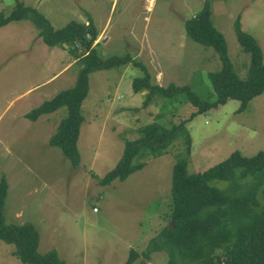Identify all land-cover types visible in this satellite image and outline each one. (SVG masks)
Segmentation results:
<instances>
[{
  "label": "rangeland",
  "instance_id": "1",
  "mask_svg": "<svg viewBox=\"0 0 264 264\" xmlns=\"http://www.w3.org/2000/svg\"><path fill=\"white\" fill-rule=\"evenodd\" d=\"M20 3L58 31L74 22L89 26L91 19L99 34L94 48L103 59L130 56L150 70L154 84L189 86L204 101L217 100L211 74L221 71L222 63L214 49L188 37L186 23L208 3L241 79H248L252 58L238 43V20L264 51V0H0V15H10ZM38 33L29 21L0 31V180L11 184L6 221L33 224L39 251L57 250L69 264H126L132 251L142 254L151 239L172 227L174 168L187 157L186 138H178L162 156L137 155L135 163L145 167L124 182L103 187L100 181L118 164L125 143L143 136L142 128L158 124L171 129L198 109L183 98L160 97L145 108L146 93L133 89L134 79L145 74L135 64L95 72L83 108V164L77 169L61 148L50 145L51 127L22 117L46 102L51 88L64 92L77 86L82 67L70 47L53 53L56 48L36 40ZM68 63L75 66L48 82ZM240 108V102L231 101L188 123L191 174L213 168L235 151L247 157L264 151V95L246 112L239 113ZM14 250L0 241V264H22ZM169 261L168 253L158 252L134 264Z\"/></svg>",
  "mask_w": 264,
  "mask_h": 264
},
{
  "label": "trees",
  "instance_id": "2",
  "mask_svg": "<svg viewBox=\"0 0 264 264\" xmlns=\"http://www.w3.org/2000/svg\"><path fill=\"white\" fill-rule=\"evenodd\" d=\"M24 21L35 26L44 44L51 48L68 46L81 61L77 86L44 102L25 117L35 123L41 117L67 110L68 116L51 138L50 145L61 148L75 168L82 163L79 141L85 124L83 108L90 94V78L95 72L135 64L145 74L133 81L135 94L146 93L145 108L160 97L172 102L183 98L198 109L189 121L173 125L171 129L158 124L142 128L143 136L125 143L118 164L100 181L103 187L114 181L124 182L145 167V163H135L137 155L162 156L174 141L186 138L187 157H181L174 168L172 227H166L151 239L142 254L132 251L126 264H134L140 256L150 260L158 252L168 253V264H264V151L254 157L235 151L203 173L191 174L188 161L193 151L188 123L231 101L240 102L239 113H244L254 100L264 95V51L252 35L242 30L240 20L235 23L237 40L242 51L252 58L247 80L241 79L234 70L225 37L213 22L211 4L208 3L198 17L186 23L188 37L214 49L221 59V71L211 74L216 101L202 100L189 86L164 88L154 84L150 70L134 62L130 56L103 59L94 48L99 34L91 19L89 26L74 22L58 31L37 10L20 3L10 15H0V30ZM143 150L149 152L143 154ZM215 182H225L228 186L220 189ZM9 189L8 180L3 178L0 186V241L15 247L13 256L22 264H69L57 250L39 251L40 235L33 224L7 223L5 210Z\"/></svg>",
  "mask_w": 264,
  "mask_h": 264
},
{
  "label": "crops",
  "instance_id": "3",
  "mask_svg": "<svg viewBox=\"0 0 264 264\" xmlns=\"http://www.w3.org/2000/svg\"><path fill=\"white\" fill-rule=\"evenodd\" d=\"M25 22V21H24ZM22 23V22H21ZM18 24V23H17ZM13 25V24H12ZM11 26V25H10ZM10 26H8V27H10ZM5 29V28H4ZM3 30V29H2ZM1 31V30H0ZM36 40H38L39 41V33H38V36L36 37ZM60 50H62V51H66L64 48L62 49L61 47H56V49H54V50H50L51 52H53V53H55L56 51H60ZM75 66V64H73V63H68L66 66H65V69L62 71V72H60L59 74H57V75H55L53 78H51L48 82H50V81H53V80H55L56 78H58V76L61 74V73H63L64 71H67V72H69L73 67ZM77 74V73H76ZM76 74H74V75H76ZM93 75V74H92ZM92 75H91V77H92ZM144 77V76H143ZM157 79H159V78H157ZM90 81H91V78H90ZM76 82V81H75ZM73 87H75V86H73ZM72 87V88H73ZM59 87H53V88H51L50 89V91H49V98L47 99V101H51V100H53V99H55L58 95H60L61 93H63L62 92V89H61V91H59V89H58ZM67 91H68V89H67ZM65 92V91H64ZM90 95V94H89ZM46 101V102H47ZM45 102V101H44ZM44 102H42L41 104H39L37 107H36V109L38 108V107H40ZM64 112V113H63ZM30 113V112H29ZM28 113H25V114H23L22 115V117H23V119H26L25 117H26V115H27ZM68 116V112H67V110L66 109H64V110H61V111H59L58 113H56V114H54V115H49V116H44V117H41L37 122H35V123H32L31 122V124H38L39 122L40 123H44L46 126H48V127H51V129H53L54 130V132H51V133H53L54 135H53V137L57 134V132H58V129H59V127H60V125H61V123L63 122V120L66 118ZM85 117V116H84ZM57 119V120H56ZM27 120V119H26ZM30 122V121H29ZM85 123H86V121H85ZM84 126H85V124H84ZM13 129H14V127H13ZM83 129V128H82ZM53 137H51V138H53ZM51 138H50V140H51ZM81 138H82V133H81ZM81 138H80V141H79V147H80V142H81ZM124 147H125V145H124ZM58 148V147H57ZM154 158V157H153ZM82 164H83V162L81 163V165H80V167H78V168H81L82 167ZM92 164H94V161H92ZM91 164V165H92ZM77 168V169H78ZM9 187H10V189H9V197H8V200H9V198H10V193H11V184L9 183ZM7 200V201H8ZM7 207V206H6ZM18 213H17V217H18Z\"/></svg>",
  "mask_w": 264,
  "mask_h": 264
},
{
  "label": "built area",
  "instance_id": "4",
  "mask_svg": "<svg viewBox=\"0 0 264 264\" xmlns=\"http://www.w3.org/2000/svg\"><path fill=\"white\" fill-rule=\"evenodd\" d=\"M0 186H1V180H0Z\"/></svg>",
  "mask_w": 264,
  "mask_h": 264
}]
</instances>
